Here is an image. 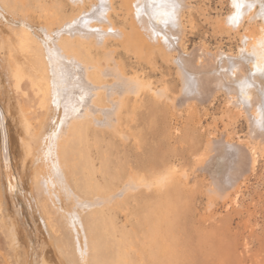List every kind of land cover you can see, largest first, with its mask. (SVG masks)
Listing matches in <instances>:
<instances>
[{"label": "bare ground", "instance_id": "bare-ground-1", "mask_svg": "<svg viewBox=\"0 0 264 264\" xmlns=\"http://www.w3.org/2000/svg\"><path fill=\"white\" fill-rule=\"evenodd\" d=\"M230 1L231 11L223 23L244 31L236 56L223 50L185 51V20L194 22L192 0H0V36L7 42L0 45V99L11 122L14 157L20 163L15 164L20 167V196L41 229L60 223L50 229L61 226L62 237L57 240L73 264L99 261L100 237L92 234L105 211L120 212L129 223L130 195L155 189L167 199L182 191V180H189L186 171L179 176L177 166L159 153L151 151L149 161L144 159L147 145L142 133H134L137 122L175 111L181 102L203 103L221 91L246 114L251 134L264 138V0ZM131 58L136 65H128ZM163 63L176 66L180 89L161 71ZM235 111L227 112L231 119L239 116ZM101 132L126 143L137 138L136 166L126 157L111 162L100 147ZM210 136L206 142L190 141L196 172L212 173L211 193L231 189L241 196L245 192L241 184L246 185L258 162L255 147L244 149L232 139ZM94 152L103 159L102 184L95 179ZM147 161L152 163L147 175L134 171L144 169ZM5 175L14 199L15 179ZM259 198L264 204V196ZM261 211L264 207L248 215ZM142 221L133 226L136 237L144 228L152 234L162 232L149 217ZM163 221L172 224L169 217ZM50 229L52 235L58 231ZM169 229L161 237L171 242L157 241L158 252L151 250L157 255L155 264L173 261L176 241ZM11 234L5 240L15 246L18 236ZM209 237V232L199 231L197 255L207 251Z\"/></svg>", "mask_w": 264, "mask_h": 264}, {"label": "rangeland", "instance_id": "rangeland-1", "mask_svg": "<svg viewBox=\"0 0 264 264\" xmlns=\"http://www.w3.org/2000/svg\"><path fill=\"white\" fill-rule=\"evenodd\" d=\"M14 1L17 2V0ZM191 10L194 14V22L190 25V22L185 20L187 33L182 39L186 52L188 50V52H196H193L194 54H201L204 50L214 54L223 50L235 56L239 54L242 45L241 35L244 31L230 29L228 26L227 28L223 23L224 17L226 18L228 12L231 11L230 0H192ZM38 34L41 33L38 32ZM0 38V45H6V40L1 36ZM127 61L130 66L137 64L133 58L127 59ZM161 71L167 74L173 87L181 88V81L177 76L175 65L163 63ZM190 104L191 106L181 102L175 111L164 112L158 118L148 119L146 122H137V129L134 130L137 136L142 133L146 142L147 152L143 156L145 160L149 161L151 151L159 153L163 159L165 158V162L177 166L179 176H182L180 174L186 171L189 180H182L180 184L182 191L167 199L155 189L147 191L142 189L130 195L128 207L131 212H127L129 223L122 213L105 211L102 221L97 223L96 234H92V237H96V239L100 237L102 257L93 264H99L101 259L102 262H106L105 264H155L157 255L152 254L151 250L158 252L157 241L171 242L168 237H161L162 234L166 235L168 227L170 228L169 232H173V236H175L176 244L171 248L175 252L170 255L173 261L165 264H264V211L254 214V217L248 215L256 208L264 207V204L259 201V196H264V138H256L251 134L248 117L244 116L246 114L239 111L230 102L229 96L224 92L220 91L212 99L203 103L191 102ZM188 105L189 107H187ZM0 106L6 116L10 154L15 175L13 178L15 179V192L13 193L14 199H12L8 194L7 181L4 179L0 133V195L2 196V201L0 199V228L2 227L0 229V264H73L74 262L70 260L67 251L58 242L62 237L61 226L60 230L59 228L55 229L58 230L57 233L50 229V227L54 229L60 223L57 224L55 221L56 225L51 222L50 226H45L44 230L41 229L40 221L32 220L27 203L20 196L18 182L20 167L15 166V164L19 166L20 163L14 157L11 122L1 99ZM229 109L236 110L235 112L239 111V116L231 119L232 117L227 113ZM97 135H99L100 147L102 146V149L109 153L111 162L126 157L131 160V164L136 166V156H134L136 149L133 143L137 138L132 137L126 143L120 141L119 138L112 137L108 132H101ZM209 136L213 140L232 139L234 142L242 144L244 149L255 147L258 162L255 170L248 173L249 180L246 185L241 184L245 191L241 196L240 194L237 196L236 192L231 189L219 194L211 193L209 188L212 173L201 170L196 172L193 165L194 156L189 148L190 144L196 139L206 142ZM92 137L94 138L92 135L89 136L90 143L94 142ZM92 161L93 164L95 163V179L98 184H102L105 179L99 172V167L105 168L104 164L102 165L103 159L100 158L98 152H94ZM148 161L144 169L135 168L134 171L141 175H147L146 171H149L152 165ZM111 162H108L107 165L109 171L114 172L115 167ZM212 196L213 198H211ZM235 196L238 197L237 202L233 200L236 198ZM210 198L213 199V204L208 207ZM13 204H15L14 207ZM3 216L5 217L3 218ZM147 217L152 220V223H159L162 232L152 234L144 228L136 237L137 228L134 232V224ZM166 217L170 218L171 225L163 221ZM6 218H8L7 222H4ZM142 223L144 224V221ZM4 225H11L12 227L10 226L8 229L10 228L12 231L8 233L9 230ZM48 228L53 232V235L48 233ZM201 229L209 232V247L206 252L200 251L197 255L195 253L197 236ZM114 231L115 236L113 235ZM7 233L9 235L17 234V245L14 246L6 242L9 236ZM72 253L73 251L70 255ZM126 253L129 260L125 257ZM102 262L101 264H103Z\"/></svg>", "mask_w": 264, "mask_h": 264}, {"label": "water", "instance_id": "water-1", "mask_svg": "<svg viewBox=\"0 0 264 264\" xmlns=\"http://www.w3.org/2000/svg\"><path fill=\"white\" fill-rule=\"evenodd\" d=\"M0 133H1V152L4 164V171L9 180L14 178V170L12 167V160L10 154L9 137L6 126V116L3 109L0 106Z\"/></svg>", "mask_w": 264, "mask_h": 264}, {"label": "snow or ice", "instance_id": "snow-or-ice-1", "mask_svg": "<svg viewBox=\"0 0 264 264\" xmlns=\"http://www.w3.org/2000/svg\"><path fill=\"white\" fill-rule=\"evenodd\" d=\"M175 7H177V8H178V7H179V4L177 3V4L175 5ZM165 23H167V21H165Z\"/></svg>", "mask_w": 264, "mask_h": 264}]
</instances>
